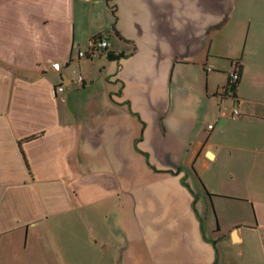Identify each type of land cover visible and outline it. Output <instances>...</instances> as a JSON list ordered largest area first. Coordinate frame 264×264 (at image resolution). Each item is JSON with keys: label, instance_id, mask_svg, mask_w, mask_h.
I'll return each instance as SVG.
<instances>
[{"label": "crops", "instance_id": "0c3cea01", "mask_svg": "<svg viewBox=\"0 0 264 264\" xmlns=\"http://www.w3.org/2000/svg\"><path fill=\"white\" fill-rule=\"evenodd\" d=\"M135 1L0 0V264H69L84 207H136L139 166L175 178L203 247L193 264H264V0ZM245 25L254 47L237 54ZM142 228L127 244L157 238Z\"/></svg>", "mask_w": 264, "mask_h": 264}, {"label": "rangeland", "instance_id": "374dc122", "mask_svg": "<svg viewBox=\"0 0 264 264\" xmlns=\"http://www.w3.org/2000/svg\"><path fill=\"white\" fill-rule=\"evenodd\" d=\"M194 2L196 3L195 0H183V4L188 6L195 4ZM254 3L252 0H242L246 11H251ZM121 14L123 20L124 12L121 11ZM249 31L250 29H247V25H245L240 37L241 41L237 43V49L235 48V53H243V48H246L248 54L251 52L254 43L251 37L248 36ZM232 33L233 31L229 34L232 36ZM219 34L217 45L221 46L226 54L234 55L233 47L225 49L226 44H229L228 41L224 40L226 34L222 31ZM261 43L262 48H260V51L263 52L264 40ZM248 54L245 53L244 56L246 57ZM223 63L229 65L230 59L225 58ZM204 75L205 73L201 72L196 80L200 91L205 89ZM226 76V74L221 75L219 78L223 79ZM172 78H175L174 75L171 71H168L167 85H169V89H171ZM210 115V112L200 107V122L206 117L209 118ZM130 173L133 174L131 177L134 180V187L128 190L138 200L136 207L132 210L130 204L127 206L125 203H119L122 206L118 208L114 203L111 208L104 203L84 207L83 209L87 215V219L84 221V227L86 228L84 237L87 239V243L78 239L72 241L71 252L67 258L69 264H193L196 257L200 258L199 255L203 251V247L196 230H194L196 224L194 222L192 224L191 221V209L174 189L175 178L164 174L156 175L148 168L147 170L142 168V166L137 167L136 170ZM120 198L123 199V195ZM207 212L208 225L210 227L215 226L213 212L209 209ZM158 215H160V218H154V220H157L156 226L159 227L150 229L152 216L158 218ZM107 216L108 219H103ZM133 216L134 221L132 222ZM137 226L140 228L144 226L142 229L146 233L156 234L157 238L154 240L151 235L146 234L144 236H147L148 240H145L144 245L132 244L130 246V244H127L132 239L130 231L132 230L135 233ZM102 228H107L103 236L100 235ZM86 244L89 247L88 251L83 248ZM130 251L134 252L132 259ZM218 251H220L219 254L223 253L221 248H218ZM236 254L237 250L235 254L231 251L228 255L230 258H235L237 262Z\"/></svg>", "mask_w": 264, "mask_h": 264}, {"label": "built area", "instance_id": "2783aa9c", "mask_svg": "<svg viewBox=\"0 0 264 264\" xmlns=\"http://www.w3.org/2000/svg\"><path fill=\"white\" fill-rule=\"evenodd\" d=\"M86 46H87V49L90 52H95V51H100L102 49L107 48L108 47V43H107L106 40H102V39H98V38H90V39L87 40ZM78 56L80 58L84 57L85 53L84 52H79ZM51 68L56 73L60 72V64H59V62H53L52 65H51ZM229 76H230L231 81H235V80L238 79V74L235 71V69H233V68H232V70H230ZM82 81H83V78L82 77H78V83H82ZM57 90L58 91H62V87H59ZM233 114L236 115L237 111L233 110ZM211 127L212 126H208L209 129Z\"/></svg>", "mask_w": 264, "mask_h": 264}, {"label": "trees", "instance_id": "16d2710c", "mask_svg": "<svg viewBox=\"0 0 264 264\" xmlns=\"http://www.w3.org/2000/svg\"><path fill=\"white\" fill-rule=\"evenodd\" d=\"M232 63H235V67H238L239 65V60H233ZM238 74V73H237ZM238 82V79L234 81V83H237ZM230 87L234 88L235 86L234 85H229ZM232 97H234V94L232 93L231 94Z\"/></svg>", "mask_w": 264, "mask_h": 264}]
</instances>
